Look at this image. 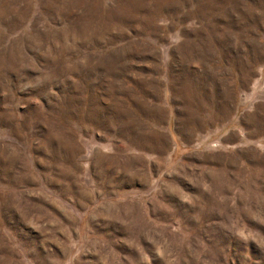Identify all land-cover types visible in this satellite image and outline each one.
Segmentation results:
<instances>
[{
	"label": "rangeland",
	"instance_id": "374dc122",
	"mask_svg": "<svg viewBox=\"0 0 264 264\" xmlns=\"http://www.w3.org/2000/svg\"><path fill=\"white\" fill-rule=\"evenodd\" d=\"M195 40L247 46L249 140L175 150L150 186L91 197L73 98L76 115L125 98L132 63ZM0 264H264V0H0Z\"/></svg>",
	"mask_w": 264,
	"mask_h": 264
},
{
	"label": "crops",
	"instance_id": "0c3cea01",
	"mask_svg": "<svg viewBox=\"0 0 264 264\" xmlns=\"http://www.w3.org/2000/svg\"><path fill=\"white\" fill-rule=\"evenodd\" d=\"M215 42L157 46L152 62L132 63L130 71L121 74L125 79L119 87L125 98L113 100L114 95L103 92L95 99L92 94L90 109L83 105L77 115L78 100L73 98L68 140L77 156L83 155L77 178L83 175L90 181L91 197L103 195L104 188L116 196L150 186L169 168L175 150L215 140L222 146L246 136L249 140L247 46H236L232 40ZM67 188L71 193L70 177Z\"/></svg>",
	"mask_w": 264,
	"mask_h": 264
}]
</instances>
